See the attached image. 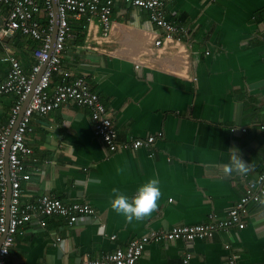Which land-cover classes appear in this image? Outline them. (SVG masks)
I'll list each match as a JSON object with an SVG mask.
<instances>
[{
    "label": "crops",
    "instance_id": "crops-1",
    "mask_svg": "<svg viewBox=\"0 0 264 264\" xmlns=\"http://www.w3.org/2000/svg\"><path fill=\"white\" fill-rule=\"evenodd\" d=\"M37 1L43 7L44 0ZM112 1L108 40L96 36L97 22L89 32L84 20L70 17L73 34L63 63L101 96L121 140L163 136L148 148L110 152L94 133L88 107L67 102L34 114L28 134L33 153L26 159L31 179L22 184V202L52 194L89 203L96 214L74 223L54 215L45 227L34 219L16 235L8 264H83L152 232L204 223L210 215L224 218L262 169L264 0H164L167 20L187 35L185 47L164 44L161 50L153 40L162 31L147 10ZM6 12L0 7V15ZM38 19L47 25L44 12ZM37 45L20 32L0 37V80L11 69L4 57L15 56L28 72ZM59 78L54 75L55 82ZM15 100L0 96V119L9 118ZM233 147L249 163L246 176L223 171ZM152 178L162 195L150 217L128 223L111 209L113 188L131 198ZM248 209L243 229L193 241L153 240L138 264H183L186 254L189 264H228L233 255L237 264H264V209L255 203Z\"/></svg>",
    "mask_w": 264,
    "mask_h": 264
},
{
    "label": "built area",
    "instance_id": "built-area-1",
    "mask_svg": "<svg viewBox=\"0 0 264 264\" xmlns=\"http://www.w3.org/2000/svg\"><path fill=\"white\" fill-rule=\"evenodd\" d=\"M124 2L150 13L151 21L162 31V34L155 36L153 40L158 50H161L164 44H168L170 48L186 46V31L183 26L167 20L164 0ZM3 6L7 7V12L0 15V37H10L20 32L38 42L33 48L35 62L30 70L25 71L15 56L8 55L3 60L11 63V69L7 77L0 80V96L16 97L9 118L6 121L0 119V264H8L7 257L15 243L16 235L23 234L26 225L34 219H38L41 226L45 227V218L54 215L67 217L74 223L82 217H93L96 214L94 207L89 203H66L52 194H45L36 202H22V184L31 179L26 159L33 153L28 134L34 114L46 115L67 102L88 107L94 133L110 152L151 147L163 133L132 138L129 141L121 140L119 128L101 96L90 88L85 77L73 76L63 63L66 42L73 34L70 17L84 20V27L88 28L89 32H93V25L97 22L101 29L96 36L100 35V38L108 40L112 28V0H57L59 25L54 44L53 0H44L43 7L37 0H0V7ZM41 12L48 18L45 26L41 25L38 19ZM54 75L60 76L57 82L54 81ZM28 98L29 101L15 128L23 104ZM235 129L237 128H231L232 131ZM240 130L244 132L247 129L243 127ZM9 194L10 202L7 204ZM250 203L258 204L264 209V161L257 177L247 180L244 194L238 197L226 217L210 215V220L204 223L176 225L165 232H152L132 239L126 247H118L113 252L86 260L83 264H138L146 245L153 240L193 241L198 238H211L219 231L243 229L246 226L245 218ZM189 263L190 254H186L183 264ZM227 263L237 264L236 256L230 257Z\"/></svg>",
    "mask_w": 264,
    "mask_h": 264
},
{
    "label": "clouds",
    "instance_id": "clouds-1",
    "mask_svg": "<svg viewBox=\"0 0 264 264\" xmlns=\"http://www.w3.org/2000/svg\"><path fill=\"white\" fill-rule=\"evenodd\" d=\"M229 152V162L223 165L224 173L230 175L235 172L238 175L246 176L250 171L249 163L241 158L239 149L233 147L229 149ZM88 183L99 184L100 181L89 178ZM112 193L111 209L116 214L123 216L128 223L133 220L142 221L150 217L158 209V202L162 195L159 181L155 178L149 179L140 185L131 198L122 194L117 188H113Z\"/></svg>",
    "mask_w": 264,
    "mask_h": 264
},
{
    "label": "water",
    "instance_id": "water-1",
    "mask_svg": "<svg viewBox=\"0 0 264 264\" xmlns=\"http://www.w3.org/2000/svg\"><path fill=\"white\" fill-rule=\"evenodd\" d=\"M53 7H54V11H55V22H54V29H53V33H52V40H53V44H54L56 36H57L58 25H59V12H58L57 0H53ZM28 101H29V98L23 104L22 110L20 112V116H19L18 121H17V123L15 125V128H16L19 120H20V117H21L23 111L25 110V107H26ZM6 155L8 156V150H7V154ZM7 166H8V163H7ZM8 185L10 186V181H8ZM9 202H10V194H9V197H8L7 204Z\"/></svg>",
    "mask_w": 264,
    "mask_h": 264
}]
</instances>
